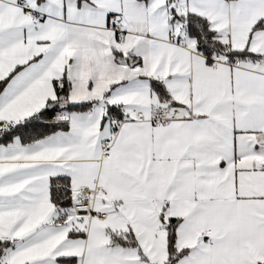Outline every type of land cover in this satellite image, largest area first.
<instances>
[{
    "label": "snow or ice",
    "instance_id": "1",
    "mask_svg": "<svg viewBox=\"0 0 264 264\" xmlns=\"http://www.w3.org/2000/svg\"><path fill=\"white\" fill-rule=\"evenodd\" d=\"M0 264H264V0H0Z\"/></svg>",
    "mask_w": 264,
    "mask_h": 264
}]
</instances>
